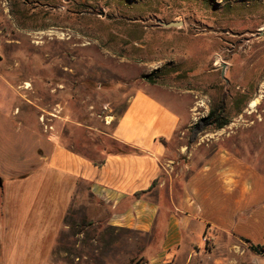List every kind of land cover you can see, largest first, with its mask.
<instances>
[{
    "label": "rangeland",
    "instance_id": "374dc122",
    "mask_svg": "<svg viewBox=\"0 0 264 264\" xmlns=\"http://www.w3.org/2000/svg\"><path fill=\"white\" fill-rule=\"evenodd\" d=\"M173 21L182 25L163 27ZM150 86L178 99L193 124L186 141L217 133L231 145L241 131L264 172V0H0V179L33 167L46 141L96 162L123 150L118 117ZM251 100L257 113L240 115ZM219 105L230 123L193 133ZM82 207L66 217L53 263L144 264L142 235L93 225ZM251 252L227 237L206 243L203 262L259 264Z\"/></svg>",
    "mask_w": 264,
    "mask_h": 264
},
{
    "label": "crops",
    "instance_id": "0c3cea01",
    "mask_svg": "<svg viewBox=\"0 0 264 264\" xmlns=\"http://www.w3.org/2000/svg\"><path fill=\"white\" fill-rule=\"evenodd\" d=\"M169 92L138 90L118 117L115 140L136 152L96 162L46 141L33 167L2 180L0 264H55L59 233L78 202L93 225L142 235L144 264H205L204 237L264 245V172L233 135L241 131L231 145L217 133L186 141L193 124ZM259 104L240 115L252 116Z\"/></svg>",
    "mask_w": 264,
    "mask_h": 264
},
{
    "label": "trees",
    "instance_id": "16d2710c",
    "mask_svg": "<svg viewBox=\"0 0 264 264\" xmlns=\"http://www.w3.org/2000/svg\"><path fill=\"white\" fill-rule=\"evenodd\" d=\"M229 123L230 121L226 119L224 115L223 107L219 105L216 109L210 110L209 114L206 117H203L200 120V122L195 125V129H193V133H201L207 130L209 126H213V125H215L216 128L219 130L227 126ZM134 152L136 151L131 148H128L127 146H123V150L120 149L116 153H134ZM250 248L254 252L264 256V245L256 246V245L250 244Z\"/></svg>",
    "mask_w": 264,
    "mask_h": 264
},
{
    "label": "water",
    "instance_id": "95a60500",
    "mask_svg": "<svg viewBox=\"0 0 264 264\" xmlns=\"http://www.w3.org/2000/svg\"><path fill=\"white\" fill-rule=\"evenodd\" d=\"M180 25H182L181 22H175V21H173V22H169V23H164L163 24V27H165V28H171V27H177V26H180ZM219 66L221 67V70H222L221 71V75L224 76L225 73H226V71H227V69H228L227 64L226 63H220ZM0 186H2V180L1 179H0Z\"/></svg>",
    "mask_w": 264,
    "mask_h": 264
},
{
    "label": "bare ground",
    "instance_id": "6f19581e",
    "mask_svg": "<svg viewBox=\"0 0 264 264\" xmlns=\"http://www.w3.org/2000/svg\"><path fill=\"white\" fill-rule=\"evenodd\" d=\"M68 39H69V38H68ZM27 87H30V84H29V83H26V88H27ZM256 105H257V101L254 100V101L251 102V105H250V106H251V107H255Z\"/></svg>",
    "mask_w": 264,
    "mask_h": 264
},
{
    "label": "built area",
    "instance_id": "2783aa9c",
    "mask_svg": "<svg viewBox=\"0 0 264 264\" xmlns=\"http://www.w3.org/2000/svg\"><path fill=\"white\" fill-rule=\"evenodd\" d=\"M204 241L207 243L210 242L211 240L208 237H204Z\"/></svg>",
    "mask_w": 264,
    "mask_h": 264
}]
</instances>
